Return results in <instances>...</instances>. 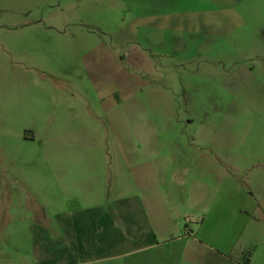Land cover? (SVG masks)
<instances>
[{
	"label": "crops",
	"instance_id": "obj_1",
	"mask_svg": "<svg viewBox=\"0 0 264 264\" xmlns=\"http://www.w3.org/2000/svg\"><path fill=\"white\" fill-rule=\"evenodd\" d=\"M65 1L72 7L64 15L76 22L41 16L6 42L17 47L21 38L32 64L0 103V160L58 165L6 170L0 185L9 231L25 245L28 264H243L250 250L249 264H264V175L230 162L212 190L188 154L156 151L157 112L135 99L152 86L143 79L185 48L188 18L197 13L181 7L187 0ZM79 28L92 33L82 40ZM63 47L73 49L64 68ZM46 49L48 70L32 57ZM246 93L248 111L263 114L264 79L252 77ZM95 120L115 129L107 142L117 152L105 156L107 167H78L73 162L97 159L86 148ZM249 130L251 142L264 138V122ZM263 160L251 155L248 165Z\"/></svg>",
	"mask_w": 264,
	"mask_h": 264
},
{
	"label": "rangeland",
	"instance_id": "obj_2",
	"mask_svg": "<svg viewBox=\"0 0 264 264\" xmlns=\"http://www.w3.org/2000/svg\"><path fill=\"white\" fill-rule=\"evenodd\" d=\"M70 7L65 0H0V103L5 105L11 100L12 90L19 82L17 74L25 73L28 64H32L24 59L21 38L17 47H9L12 45L6 44L7 40H14L28 20L41 16L51 22H76L71 15H64ZM181 7L197 13L188 18V28L182 36L185 48L180 52L174 49L168 65H158L155 75L145 77L143 82L150 81L152 86L135 98L157 112L156 151L188 154L191 170L203 169L205 184L212 190L222 182L219 172L222 178L229 175L230 162L264 175V160L256 168L248 165L251 155H264V138L251 142L253 137L249 135V125L253 121L264 122V113L248 111L250 97L246 93L252 77L259 82L264 79V0H187ZM90 33L83 28L77 31L82 40ZM49 52L46 49L32 56L45 70L54 65ZM72 52L71 47L62 48L63 68L65 57ZM126 69L127 73L136 72L130 66ZM94 105H98L96 99ZM91 126L93 141L86 148L88 153L97 154V159L73 163H78V167H107L105 156L117 152V144L107 142L109 136L116 135L115 129L96 120ZM229 154H235L236 160L226 161V167L224 159ZM38 163L46 168L58 166L52 159L38 157L13 165L0 160V185L6 183V170ZM7 212L6 205H0V264H28L22 240L19 238L20 242L14 244L16 238L9 231L11 219L6 217ZM258 215L264 223L260 210ZM261 242L259 237L257 243Z\"/></svg>",
	"mask_w": 264,
	"mask_h": 264
},
{
	"label": "trees",
	"instance_id": "obj_3",
	"mask_svg": "<svg viewBox=\"0 0 264 264\" xmlns=\"http://www.w3.org/2000/svg\"><path fill=\"white\" fill-rule=\"evenodd\" d=\"M252 251L247 252L243 264H249V258L251 257Z\"/></svg>",
	"mask_w": 264,
	"mask_h": 264
}]
</instances>
